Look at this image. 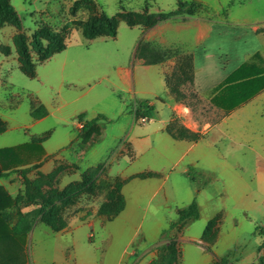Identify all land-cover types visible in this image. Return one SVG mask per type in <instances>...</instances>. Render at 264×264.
Wrapping results in <instances>:
<instances>
[{
  "label": "rangeland",
  "instance_id": "1",
  "mask_svg": "<svg viewBox=\"0 0 264 264\" xmlns=\"http://www.w3.org/2000/svg\"><path fill=\"white\" fill-rule=\"evenodd\" d=\"M75 1L11 0V4L19 12L24 30L30 37L37 22L54 25L57 20H66ZM96 1L110 15H116L123 7L133 10L143 9L146 4L150 6L151 10H155L159 6H163L165 11L177 7V0ZM201 1L218 14L217 17L223 16V9H228L230 18L235 23H242L238 20L242 15H255L256 0ZM80 18L81 20L87 19V17L83 19L82 16ZM74 25L76 27V24ZM126 26V22L121 20L118 29L120 39L115 44L116 46H120L119 43L126 36V30L129 28ZM240 27V30H247L243 28L244 26ZM12 29H15L12 25L0 28V44H9L14 49L11 37ZM62 29L67 31V34L70 32L66 25ZM135 31L138 32L137 29ZM191 32L192 30L188 28L178 30L173 27L167 33L172 36L180 33L190 34ZM72 38L86 40L80 30H75ZM128 38L131 39V37ZM236 39L229 44L234 50L248 45L243 35ZM128 41L120 46L123 58L128 57L127 51L131 47V42ZM98 42L101 41L96 40L92 49ZM109 42V44H113L114 41ZM227 42L221 45L224 51L228 45ZM166 61L174 62L173 70L176 59L169 57ZM100 65L101 71L107 69L104 62H100ZM0 79V84L1 81L7 80L8 83L21 90L36 89L40 92L41 89L38 79L28 77L20 69L16 60L8 59L1 51ZM181 90L185 94L182 98L170 93L177 103L173 108L169 103L170 95L166 90L159 98H152L156 104L151 118L141 124L136 123L130 135L137 139L136 154L119 155L122 146L129 140L115 138L124 122V118L118 116H113L111 123H105L107 135L103 141L96 143L98 147H95V151L91 150L92 148L86 149L85 156L78 155L80 153L78 148L63 151L61 153L64 155L63 158L76 163L78 167L76 164L64 165V168L70 172L63 173L62 179L60 182L58 181L60 187L66 188L70 183L81 180L83 172L89 166L102 165L94 168L96 170H91L93 173L90 172L89 185L86 188H81L78 194L73 197L70 196L63 200L51 198L53 190L58 189L55 187L56 172L49 175L40 174L34 180L27 179L32 184L30 186L32 191L38 193L37 196L29 195V201L37 204L33 222L36 218L42 220L46 215H49V212L53 213L57 224L63 222L65 214L81 218L97 214L92 219H78L72 225V227L80 225L79 230H82L83 234L92 230L95 235L93 242L87 240L80 244L78 248L80 252L79 264H119L121 258L120 264H153L154 259L159 257L158 247L172 240L176 242L178 249L176 259L172 264H210V261L216 256H229L233 263L229 262L228 264H240L243 258L248 259L247 264H250L254 259L253 264H260L261 260L264 261V116H256L253 124H245L239 129V140L242 141V144L240 147L235 146L224 159H217L215 149L209 147L208 150L203 143H199L193 151L180 158L182 149H173V144H176V141L163 129L165 119H169L167 125L174 120L176 125L185 126L199 132L202 136L205 135L202 129L206 130L212 123L221 119V114L195 90L192 83H184ZM74 92L80 93L81 89H75ZM94 92H98V94L88 101L89 105L106 107L118 102L116 97L118 95L106 80L97 84ZM42 95L48 101L52 113L39 123L38 133L44 136L50 133L42 145L50 149L70 141L68 131L70 128L73 132V127L63 125L66 122L61 117H66L68 110L58 111L56 109L57 100H52L49 93L44 92ZM79 103L83 105L87 102ZM19 112H23V110ZM247 135L256 138L253 143L256 148L254 152L248 148L250 142L243 141ZM158 136L159 140H157ZM161 136L165 137L162 139ZM26 137L27 134L24 130L1 134L0 145L20 142ZM221 144L216 150L226 151L227 148ZM204 150L208 151V156L203 154ZM217 161L220 163L218 164ZM53 164L54 162H48L50 166ZM190 167L194 168L192 176L184 172V169ZM138 172H157L159 176L136 178L127 182L122 188V193L127 200L124 211L111 220L100 215V207L109 201L112 190H115V180H123L122 173L129 175ZM193 176L196 180L192 179ZM30 188L28 187V190ZM224 191H228V193L226 192L223 196L219 195ZM193 199H197L199 203L200 217L172 229V224L178 219V209L189 205ZM216 203L225 209L224 232L220 242L213 245L211 249L210 245L205 244L206 240L203 238V234L209 219L215 213ZM50 209L51 211H49ZM90 221L93 222L92 225L89 223ZM45 229L50 230L44 224H40L36 230ZM215 236L217 239V234ZM37 238L38 235L28 246V256H33L34 246L38 243ZM151 252L153 253L152 258L149 257ZM165 253L167 250H164ZM37 254L42 257V261H47L50 249L39 248Z\"/></svg>",
  "mask_w": 264,
  "mask_h": 264
},
{
  "label": "crops",
  "instance_id": "2",
  "mask_svg": "<svg viewBox=\"0 0 264 264\" xmlns=\"http://www.w3.org/2000/svg\"><path fill=\"white\" fill-rule=\"evenodd\" d=\"M197 1L207 6L208 10H201L193 16H179L180 18L164 20L146 29L142 26H129L121 18L120 21L124 20L127 24L126 27H129L126 30V36L119 43L120 46H123L128 40V42H131V47L127 51V58H123L121 47L115 45L120 39L118 32L115 36L95 38H87L83 35L85 41L72 38L75 30L81 31L77 20L81 19V16L83 19L88 16L86 10L73 12L72 8L66 20H57L54 25L46 22L36 23L35 30L40 25L45 24L54 31H60L66 25L70 32L65 40L66 47L46 60L39 62L36 66L35 77H30L31 79H38L41 85L40 92L36 89H29L30 92L18 89L8 83L7 80L1 81L2 85L0 84V128L2 127L0 135L21 130H24L27 134L23 141L0 145V149H8L0 155V166L5 172L4 175H0V264H79L80 252L78 248L80 244L87 242V240L94 241L95 235L92 230L83 234L82 230H79L80 225L74 227L72 225L78 219H92L97 214L85 218L65 214L63 217L67 223L60 230H54L40 218H36L34 222H31L37 211V204L29 201V195L35 194L37 196L38 193L32 191L30 188L32 184L27 179L34 180L40 174L49 175L56 172L55 187L63 189L64 187H60L59 182L63 173L70 172L64 168V165L76 163L64 159V155L61 153L78 148L80 150L78 155L85 156L86 149L92 148L91 150L95 151V147H98L96 143L103 141L107 135L105 123H111L113 116L124 118L121 129L115 135V138L117 140L122 138L129 140L122 146L119 155L125 153L136 154L137 139L130 137L134 125L142 123L136 118V107L138 103L147 101L153 112L156 103L152 98H159L164 90L170 95L166 75L171 72L174 64L173 61L146 63L143 58L138 56V47L142 42L152 41L161 48L175 47L191 53L194 64L193 87L221 114V119L212 123L206 130L202 129L205 135L198 140L173 138L166 130L169 119L164 120V131L176 141V144H173V149H182L180 158L193 151L199 143H203L208 150L209 147L215 149L217 159H224L235 146H241L239 129L245 124H253L256 116H264V0L255 1L254 16L242 15L238 18L242 23L232 21L228 9H223V16L217 17L218 14L212 11L207 4L201 0ZM96 2L101 11H104L99 2ZM178 4L179 0H177V7ZM130 11L151 13L172 10L165 11L163 6L151 10L150 6L146 4L143 9L139 10L123 7L117 14ZM74 24H76V27ZM7 25L15 27L11 33L14 49L9 44L1 43L0 51L8 59L16 60L20 67L19 54L14 41L19 29L13 24H6L0 28ZM234 25L238 26L234 27ZM239 25L244 26L243 28L247 30H240ZM173 27L178 30L188 28L192 32L171 36L167 32ZM22 30L26 33L24 27ZM32 34L29 37L26 33L29 39ZM240 35L245 37L248 45L234 50L232 45L229 46V44L231 41L237 40L236 38ZM128 37H131V39ZM96 40L101 42H98L95 48L92 49ZM109 41L114 42L109 44ZM226 42L228 45L224 51L221 45ZM3 47H7L9 52H4ZM100 62H104L107 69L101 71ZM229 77L231 78L230 82L225 84ZM103 80L110 83V86L112 85L113 91L118 95L116 96L118 102L106 107L89 105L88 101L98 94V92L93 93L94 88ZM75 89H81V92L76 93L74 92ZM44 92L49 93L52 100H57L56 109L58 111L68 110V115L61 117L66 122L63 125L73 127V132L70 128L68 131L70 141L58 144L50 149L42 146L44 139L50 133L45 136L38 133L39 123L52 113L48 101L42 95ZM99 98H101V95H99ZM81 101L87 103L80 105L79 102ZM169 103L172 108L177 104L171 95ZM44 109H46V113H43ZM20 110H23V112H19ZM34 112H39L41 115L36 117ZM151 113L147 117L148 120L151 118ZM80 114L84 115L82 120L85 122L102 116L98 121L99 134L94 133V139L89 141L86 147H81L79 144L80 139H78L81 132L77 126L78 120L81 119L79 118ZM164 137L161 136L162 139ZM158 138L159 136L157 140H159ZM244 138L243 141L250 142L248 148L253 152L256 151L253 144L256 140L255 136L247 135ZM222 142L223 144H221ZM219 144L227 148L224 151L226 154L216 150ZM203 154L208 156V151L204 150ZM49 161L54 162L53 166L48 165ZM98 165L89 166L88 169L95 168ZM187 171L188 169H184V172ZM138 173L129 175H123L122 173L121 176L127 179ZM136 178L140 177H133L126 181L124 185ZM160 186L162 187V184ZM28 187L30 190H28ZM226 192L228 193V191L220 192L219 195L223 196ZM219 206V203L215 204V213L209 219L219 217L213 228V233L217 234V239L214 242L210 239L205 241V244L210 245L211 249L213 245L220 242L224 232L225 209ZM89 223L93 224L91 221ZM40 224H44L50 230L37 231L36 229ZM37 235L38 243L34 246L35 252L32 257L28 256V246L32 244ZM39 248L50 249L47 261H42V257L38 256L37 251ZM149 257H153L152 252ZM226 257L230 263H233L229 256ZM218 258L220 256L213 258L210 264ZM121 261L122 258L119 260V264ZM254 261L250 264H253ZM246 262H248V259L243 258L240 264H247Z\"/></svg>",
  "mask_w": 264,
  "mask_h": 264
},
{
  "label": "trees",
  "instance_id": "3",
  "mask_svg": "<svg viewBox=\"0 0 264 264\" xmlns=\"http://www.w3.org/2000/svg\"><path fill=\"white\" fill-rule=\"evenodd\" d=\"M77 10H86L88 12L87 19L77 20V24L83 35L87 38H95L100 36H115L118 32L121 18H123L129 26H142L146 29L164 20L180 18L179 16L185 17L197 15L201 10H207V7L197 0H179L178 7L169 12L142 13L130 11L119 13L117 15H109L106 12L101 11L96 0H77L73 6V12H76ZM6 24H13L19 29V32L15 35L14 41L19 54V61L21 63L20 67L29 77H35L36 66L39 62L46 60L54 53L59 52L66 47L65 40L67 37V31L65 32L63 29L60 31H54L45 24L40 25L29 39L26 33L22 30V19L11 4V0H0V27ZM3 50L6 53L9 52L7 47H3ZM138 56L143 58L148 64L163 62L169 57H174L176 59V65L173 70L166 75V81L169 92L176 95L178 98H182L185 95L181 90V86L187 82L192 84L194 82L193 55L189 52L178 48H161L152 41H144L138 47ZM230 80L231 78L229 77L225 81V84L229 83ZM151 112L152 108L148 105V102L143 101L138 103L135 115L137 120L142 122V118L149 117ZM43 113H46V109H44ZM34 115L39 117L41 114L39 112H34ZM83 116V114H80L79 118L82 119ZM100 118H102L101 115L86 121L84 128L78 135L81 147H86L88 142L94 139V133L99 134L100 128L98 121ZM0 129H2V127ZM166 130L175 139L198 140L202 136L199 132H195L185 126L176 125L174 120L166 126ZM5 150L8 149H0V155ZM100 166L102 165H98L97 167ZM193 169V167L188 169V175L192 176ZM91 170L96 169L90 168L86 170L83 172L81 180L72 182L64 189L53 190L51 198L63 200L78 194L81 188H86L89 185V175L90 172H92ZM4 173L3 168L0 166V175H4ZM158 175L159 174L155 172H141L127 179L115 180V190H112L109 201L102 204L99 209V214L104 215L111 220L123 211L126 205V199L122 193V187L129 179L133 177L146 178ZM192 179L196 180L194 176ZM28 182L30 183V181ZM49 211H51V209ZM200 214L199 203L197 199H193L189 205L178 209V219L171 227L174 229L177 226L187 224L193 219H198ZM25 219L27 220V217ZM218 219L219 217H215L208 221L203 234L205 240L208 239L209 236V239L212 242L216 240V234L213 233V228ZM42 221L51 226L54 230H60L67 223L66 220L63 219L62 223L57 224L54 215L51 212H49V215H46ZM31 222L33 221L31 220ZM15 230H17V228H15ZM158 250L159 257L154 259L153 264H172L173 260L176 259L178 249L174 240L167 244L160 245ZM164 250H167V253L164 254ZM228 263L229 259L227 257H220L211 264ZM259 263L264 264V261L261 260Z\"/></svg>",
  "mask_w": 264,
  "mask_h": 264
},
{
  "label": "built area",
  "instance_id": "4",
  "mask_svg": "<svg viewBox=\"0 0 264 264\" xmlns=\"http://www.w3.org/2000/svg\"><path fill=\"white\" fill-rule=\"evenodd\" d=\"M147 120H148L147 117L142 118V122H145ZM85 123H86L85 121H83L82 119H79L77 123L78 129L82 130L84 128Z\"/></svg>",
  "mask_w": 264,
  "mask_h": 264
}]
</instances>
